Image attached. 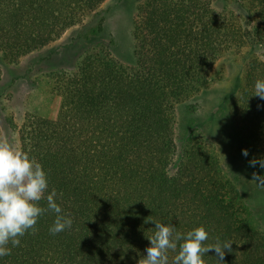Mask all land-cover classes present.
Wrapping results in <instances>:
<instances>
[{
	"label": "trees",
	"instance_id": "obj_1",
	"mask_svg": "<svg viewBox=\"0 0 264 264\" xmlns=\"http://www.w3.org/2000/svg\"><path fill=\"white\" fill-rule=\"evenodd\" d=\"M105 0H0V52L13 61L59 39ZM142 0L133 62L89 46L73 72L52 76L55 117L31 116L21 150L37 197L0 176V264H264L252 221L198 133L175 138V106L210 84L228 51L260 45L232 119L239 153L264 145V0ZM96 22L86 39L99 36ZM2 70L0 67V78ZM195 110L196 105H188Z\"/></svg>",
	"mask_w": 264,
	"mask_h": 264
},
{
	"label": "rangeland",
	"instance_id": "obj_2",
	"mask_svg": "<svg viewBox=\"0 0 264 264\" xmlns=\"http://www.w3.org/2000/svg\"><path fill=\"white\" fill-rule=\"evenodd\" d=\"M142 0H105L93 12L69 28L59 39L17 61L0 52V176L9 193L37 197L39 188L31 179L21 150V127L31 116L55 117L60 99L52 92L56 72H73L89 46L108 49L113 41V56L124 63L133 62V23ZM219 14H233L238 22L244 12L235 0H210ZM103 22L99 36L86 39L93 24ZM105 40V41H104ZM263 60L260 45L224 53L210 71L211 81L195 97L175 106V138L178 153L185 138L198 133L199 140L215 153L224 178L244 200L253 223L264 231V145L255 158L243 157L234 138L232 114L244 86L251 59ZM196 105L190 110L188 105Z\"/></svg>",
	"mask_w": 264,
	"mask_h": 264
}]
</instances>
